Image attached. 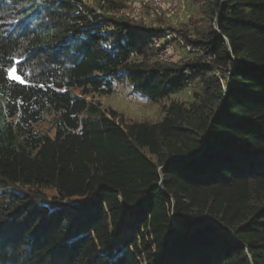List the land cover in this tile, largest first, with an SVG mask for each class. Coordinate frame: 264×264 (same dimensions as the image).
<instances>
[{
	"label": "trees",
	"instance_id": "trees-1",
	"mask_svg": "<svg viewBox=\"0 0 264 264\" xmlns=\"http://www.w3.org/2000/svg\"><path fill=\"white\" fill-rule=\"evenodd\" d=\"M186 2L156 48L81 0H0V264H264V0ZM119 83L162 118L86 100Z\"/></svg>",
	"mask_w": 264,
	"mask_h": 264
},
{
	"label": "rangeland",
	"instance_id": "rangeland-1",
	"mask_svg": "<svg viewBox=\"0 0 264 264\" xmlns=\"http://www.w3.org/2000/svg\"><path fill=\"white\" fill-rule=\"evenodd\" d=\"M84 5L95 10L96 15L113 16L112 10H105L109 0H81ZM117 3L119 11L124 10L122 18L134 21H143L145 25L156 27L163 32L161 38L154 39V45L159 48L164 41H171L176 38L168 27H178L184 24L190 16L191 11L186 0H110ZM119 18V17H115ZM182 45V44H181ZM183 47L168 46L161 49L159 58L168 63H176L184 55ZM13 75H15L13 71ZM77 93V91H76ZM188 93V92H187ZM186 93V96L188 95ZM131 92L127 84H116L112 93L104 96H89L87 101L99 103L104 110H114L126 120H145L155 122L162 118L161 105L165 100L152 102L146 98L136 96ZM177 94H174L176 96ZM180 96V95H177ZM176 96V97H177ZM173 95L170 96V99ZM51 115H47L45 120L38 123L36 129L39 133L52 136L54 129L50 123ZM42 194L49 200L55 193L52 190H43Z\"/></svg>",
	"mask_w": 264,
	"mask_h": 264
},
{
	"label": "built area",
	"instance_id": "built-area-1",
	"mask_svg": "<svg viewBox=\"0 0 264 264\" xmlns=\"http://www.w3.org/2000/svg\"><path fill=\"white\" fill-rule=\"evenodd\" d=\"M123 12H124V10H120L119 11V9L117 10V11H112V15L113 16H115V17H121L122 15H123ZM132 97H134L135 98V95H132Z\"/></svg>",
	"mask_w": 264,
	"mask_h": 264
},
{
	"label": "snow or ice",
	"instance_id": "snow-or-ice-1",
	"mask_svg": "<svg viewBox=\"0 0 264 264\" xmlns=\"http://www.w3.org/2000/svg\"><path fill=\"white\" fill-rule=\"evenodd\" d=\"M8 75H9V78H11V79H15V80H19L20 79L19 77H16V76L13 75V71L12 70H9Z\"/></svg>",
	"mask_w": 264,
	"mask_h": 264
}]
</instances>
